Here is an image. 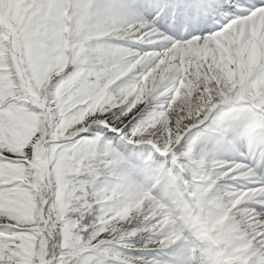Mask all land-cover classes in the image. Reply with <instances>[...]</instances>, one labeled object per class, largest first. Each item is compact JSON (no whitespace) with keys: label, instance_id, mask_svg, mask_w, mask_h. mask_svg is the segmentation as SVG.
Wrapping results in <instances>:
<instances>
[{"label":"snow or ice","instance_id":"snow-or-ice-1","mask_svg":"<svg viewBox=\"0 0 264 264\" xmlns=\"http://www.w3.org/2000/svg\"><path fill=\"white\" fill-rule=\"evenodd\" d=\"M0 264H264V0H0Z\"/></svg>","mask_w":264,"mask_h":264}]
</instances>
